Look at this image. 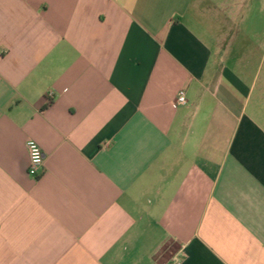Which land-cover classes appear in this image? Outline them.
<instances>
[{"label":"crops","instance_id":"1","mask_svg":"<svg viewBox=\"0 0 264 264\" xmlns=\"http://www.w3.org/2000/svg\"><path fill=\"white\" fill-rule=\"evenodd\" d=\"M244 2L0 0V264H264Z\"/></svg>","mask_w":264,"mask_h":264},{"label":"rangeland","instance_id":"2","mask_svg":"<svg viewBox=\"0 0 264 264\" xmlns=\"http://www.w3.org/2000/svg\"><path fill=\"white\" fill-rule=\"evenodd\" d=\"M242 5V9L238 7L239 12L242 11L241 15L236 16L229 30L223 32V36L226 37L227 43L234 45L237 55H247L248 58L251 57L250 59H263L264 0H245ZM261 70V78H264V64ZM255 102L256 96L253 97L252 104Z\"/></svg>","mask_w":264,"mask_h":264},{"label":"built area","instance_id":"3","mask_svg":"<svg viewBox=\"0 0 264 264\" xmlns=\"http://www.w3.org/2000/svg\"><path fill=\"white\" fill-rule=\"evenodd\" d=\"M49 100H52L55 98V94L53 92H50L47 95ZM188 103L187 94L184 90H181L178 92L176 97L172 101V106L175 108L185 106ZM27 148L29 153V174L31 176L37 177L39 176L45 169V154L43 149L40 147V145L35 140H29L27 142ZM36 155L38 156L39 163L33 164L32 163V156ZM181 263V256L176 255L173 257L171 264H180Z\"/></svg>","mask_w":264,"mask_h":264},{"label":"clouds","instance_id":"4","mask_svg":"<svg viewBox=\"0 0 264 264\" xmlns=\"http://www.w3.org/2000/svg\"><path fill=\"white\" fill-rule=\"evenodd\" d=\"M32 163H33V164H37V163H39L38 156H36V155H33V156H32Z\"/></svg>","mask_w":264,"mask_h":264}]
</instances>
